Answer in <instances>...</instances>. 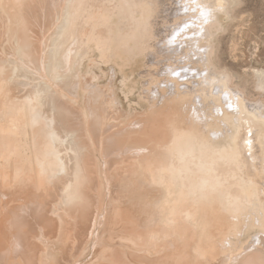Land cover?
<instances>
[{"label":"bare ground","instance_id":"obj_1","mask_svg":"<svg viewBox=\"0 0 264 264\" xmlns=\"http://www.w3.org/2000/svg\"><path fill=\"white\" fill-rule=\"evenodd\" d=\"M59 1L0 0V264H264V69L252 98L218 67L231 0Z\"/></svg>","mask_w":264,"mask_h":264},{"label":"rangeland","instance_id":"obj_2","mask_svg":"<svg viewBox=\"0 0 264 264\" xmlns=\"http://www.w3.org/2000/svg\"><path fill=\"white\" fill-rule=\"evenodd\" d=\"M55 5L57 6V3H55L53 6L52 5L47 6L46 9L48 11L50 9V12H52L51 10H53L55 14L54 9L59 8V7L55 8L54 7ZM59 5L60 4H58V6ZM43 12L44 13L42 14V9H41L40 15L44 17V18L42 16H41L42 18L40 17L41 21L39 20V17H37L38 18L37 21L39 20L38 22L40 23V25L41 24L42 25L40 26L38 23L39 26L38 28V26L34 23L35 24L34 28L37 27V29L35 28L36 31L38 29L42 31L43 29L44 34L47 35L46 37V35L42 34L41 31H39L40 33H38L37 31V33L41 35L40 40L42 46L45 47V49L47 50V48H49L48 46L50 43V41L48 40L50 34H47L44 29H46L45 28L46 24L47 25L53 24L51 22L54 21L53 19H55V15H53V19H52L51 17L53 13H50L51 14L50 15L49 13L46 12L45 9H43ZM45 14L47 15L45 16ZM48 17L49 19L52 20L50 21ZM46 20L47 21L49 20L50 23L47 22ZM45 22L47 23L45 24ZM47 27L48 29L46 30L48 32V30L50 29L49 27L51 26H47ZM52 27L51 28L54 30V26ZM52 29L50 30L52 31ZM214 29L216 30L214 35H215V44L218 55V65H219L218 67L220 68V70H224V71L226 70L232 74L234 84H239L240 86L246 85V88L248 87L247 90L250 92L252 98H259L258 95L260 96L261 92L258 91L260 89L257 87L258 80L255 74L258 69H264V0H231V3H229V11L221 15V22ZM189 64L190 66L193 65V63L191 62H189ZM104 68L110 70V73H113L112 69H110L109 66L108 67L104 66ZM134 68L135 70L133 73L131 72L130 69H128L127 71L129 72L130 77L133 80H138L139 71L141 68V57L138 58V63ZM95 70L100 74V72L97 69ZM24 79L25 76L23 75L19 79L20 86L18 90L21 93L26 92L25 89L21 90L22 88H20L21 85H23L24 87V83H26L25 84L26 86L27 84L32 86L31 82L28 79H26L27 81ZM100 80H101V84H106L111 80V78H106L102 76ZM113 82H115V80ZM118 84H119V80L117 81L115 87H117ZM31 86L24 88H27V90H29ZM139 88L140 87L138 86L135 89V91L133 93H130L128 96L122 91L118 92V97L121 99V105L123 109L126 110L128 113H132V114L134 113V116L136 113H138L136 114V116L142 115L147 110L145 104L138 97ZM223 95L224 98L228 96L225 93ZM107 133H105L104 135L107 136ZM108 205L113 207V205L110 203ZM64 209L65 208H63L62 210L65 213ZM32 213L34 214V212H29V213H25V215L27 216L29 214L28 216H30L32 215ZM220 228L222 230H225L226 226L222 225L220 226ZM72 233L75 234V231L73 229H72ZM75 237L76 236L73 237V240ZM45 242L47 243L48 240H46ZM74 243L76 242L74 241ZM91 256L92 255L90 254L88 258H90ZM15 264H19V263L16 262Z\"/></svg>","mask_w":264,"mask_h":264},{"label":"snow or ice","instance_id":"obj_3","mask_svg":"<svg viewBox=\"0 0 264 264\" xmlns=\"http://www.w3.org/2000/svg\"><path fill=\"white\" fill-rule=\"evenodd\" d=\"M175 74V73H174Z\"/></svg>","mask_w":264,"mask_h":264}]
</instances>
